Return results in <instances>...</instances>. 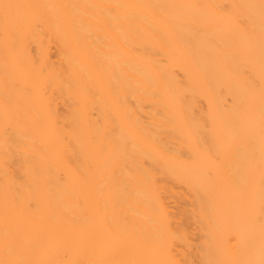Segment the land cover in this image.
Segmentation results:
<instances>
[{
    "label": "bare ground",
    "instance_id": "6f19581e",
    "mask_svg": "<svg viewBox=\"0 0 264 264\" xmlns=\"http://www.w3.org/2000/svg\"><path fill=\"white\" fill-rule=\"evenodd\" d=\"M0 264H264V0H0Z\"/></svg>",
    "mask_w": 264,
    "mask_h": 264
}]
</instances>
